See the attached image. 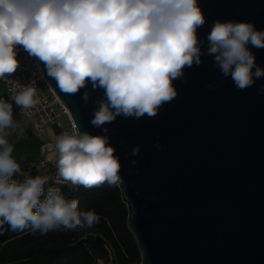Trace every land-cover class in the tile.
Returning a JSON list of instances; mask_svg holds the SVG:
<instances>
[{"label": "clouds", "instance_id": "obj_1", "mask_svg": "<svg viewBox=\"0 0 264 264\" xmlns=\"http://www.w3.org/2000/svg\"><path fill=\"white\" fill-rule=\"evenodd\" d=\"M207 18L198 0H0V78L14 74L18 47L44 66L61 93L75 95L89 84L102 90L91 124L105 134L78 128L55 138L58 175L74 187L119 186L121 162L106 124L117 117H155L178 95L174 84L185 70L212 63L238 90L264 77L252 48L264 49V30L250 21L216 19L206 37ZM264 93V85L258 89ZM35 81L14 94L21 109H32ZM82 99L90 100L84 91ZM9 129L23 131L13 119V104L0 98V227L47 235L91 229L100 222L95 210L80 207L58 187L45 189L46 176L12 177L21 172L8 141ZM155 148H161L157 142ZM139 146L131 150L139 154ZM136 163L135 160L132 161Z\"/></svg>", "mask_w": 264, "mask_h": 264}, {"label": "water", "instance_id": "obj_2", "mask_svg": "<svg viewBox=\"0 0 264 264\" xmlns=\"http://www.w3.org/2000/svg\"><path fill=\"white\" fill-rule=\"evenodd\" d=\"M198 2L207 18L201 39L216 19L264 30V0ZM251 50L264 67V49ZM202 59L174 81L177 97L155 117L104 126L122 165L130 229L142 264H264V77L241 91L212 57ZM47 78L81 132L105 134L90 122L102 90L89 84L66 95Z\"/></svg>", "mask_w": 264, "mask_h": 264}, {"label": "trees", "instance_id": "obj_3", "mask_svg": "<svg viewBox=\"0 0 264 264\" xmlns=\"http://www.w3.org/2000/svg\"><path fill=\"white\" fill-rule=\"evenodd\" d=\"M32 164L36 165L37 160L20 166L21 172L12 179L22 182L26 176H46V190L60 188L67 198L79 200L81 208L95 210L100 222L91 229L61 230L47 235L12 231L4 224L0 227V264H97L99 260L128 264L140 260L141 251L129 225L132 210L120 185L105 183L91 189L57 185Z\"/></svg>", "mask_w": 264, "mask_h": 264}, {"label": "built area", "instance_id": "obj_4", "mask_svg": "<svg viewBox=\"0 0 264 264\" xmlns=\"http://www.w3.org/2000/svg\"><path fill=\"white\" fill-rule=\"evenodd\" d=\"M17 51V59L19 61L17 71L10 76L2 78L6 100L13 104V116H25L39 135H44L46 129L50 126H57L60 130V135L64 132H68L69 134L75 133L78 128L77 124L73 120L68 108L51 86L46 74L43 75L44 70L41 63L29 57L22 47H18ZM31 81H35V99L38 100V103L32 109H21L12 100V97L21 90L22 86L28 85ZM54 144L55 140L43 138L40 147L42 153L41 164L43 166L52 165L51 178L55 184L72 186L58 175L56 168L58 157ZM110 255L111 259H113L111 251Z\"/></svg>", "mask_w": 264, "mask_h": 264}, {"label": "crops", "instance_id": "obj_5", "mask_svg": "<svg viewBox=\"0 0 264 264\" xmlns=\"http://www.w3.org/2000/svg\"><path fill=\"white\" fill-rule=\"evenodd\" d=\"M0 98L6 100L5 88L2 78H0ZM14 121L19 123L23 131L9 129V143L13 146V158L24 166L31 161L42 160L41 143L43 138L55 140L60 135L57 126H50L44 135H39L30 124L29 120L23 115H14Z\"/></svg>", "mask_w": 264, "mask_h": 264}, {"label": "rangeland", "instance_id": "obj_6", "mask_svg": "<svg viewBox=\"0 0 264 264\" xmlns=\"http://www.w3.org/2000/svg\"><path fill=\"white\" fill-rule=\"evenodd\" d=\"M32 166H35L36 167L35 169L39 173L47 174L49 177H51V170H52L51 164L43 166L41 164V159H39V160H37V164L36 165L32 164ZM97 264H120V263L112 262V260H99V261H97ZM128 264H142V259L140 258L139 261H131Z\"/></svg>", "mask_w": 264, "mask_h": 264}]
</instances>
